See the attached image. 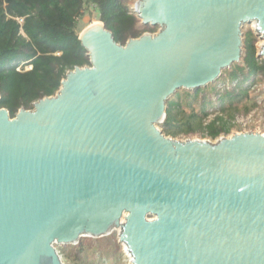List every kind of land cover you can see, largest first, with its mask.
Here are the masks:
<instances>
[{"label": "water", "instance_id": "obj_1", "mask_svg": "<svg viewBox=\"0 0 264 264\" xmlns=\"http://www.w3.org/2000/svg\"><path fill=\"white\" fill-rule=\"evenodd\" d=\"M124 44L78 33L89 65L10 116L0 107V264H64L56 245L116 232L130 264H264V133L166 135L167 101L263 39L264 0H136Z\"/></svg>", "mask_w": 264, "mask_h": 264}, {"label": "trees", "instance_id": "obj_2", "mask_svg": "<svg viewBox=\"0 0 264 264\" xmlns=\"http://www.w3.org/2000/svg\"><path fill=\"white\" fill-rule=\"evenodd\" d=\"M130 1L0 0V107H5L10 116L20 107L29 109L37 99L57 91L67 70L89 65L87 51L78 39L85 13L102 21L115 41L122 44L145 30L154 31L157 27L140 23ZM255 41L254 32L247 31L240 62L224 69L216 81L194 90L179 89L170 97L161 124L166 135L200 133L214 139L230 132L237 113L246 114L257 106L251 87L264 78V60L257 58ZM220 80L234 81L235 85L217 89ZM212 93L217 94V114L207 120L209 109L216 105ZM98 238L81 237L78 243L68 244L74 250L67 254L77 264H93L90 258L94 253L98 250L105 254L106 250L100 244L87 246L83 240ZM99 260L98 264H105ZM114 261L116 264V260L109 264Z\"/></svg>", "mask_w": 264, "mask_h": 264}, {"label": "rangeland", "instance_id": "obj_3", "mask_svg": "<svg viewBox=\"0 0 264 264\" xmlns=\"http://www.w3.org/2000/svg\"><path fill=\"white\" fill-rule=\"evenodd\" d=\"M136 0H131L130 1V7L132 8L134 2ZM92 20H97L94 17H91L88 15V13H85L81 20L80 23L84 24L86 26L88 23H90ZM82 27V28H83ZM252 25L251 24H245L242 28V31L246 33L247 31H252ZM157 28L154 31H144V32H156ZM263 39L256 37L255 41V47L256 50L258 47L261 45V41ZM25 68H29V66H25ZM260 77V76H259ZM235 85L234 81H227L223 82L220 80L217 83V89H221V87H232ZM251 88L254 89L253 94H256V103L257 106L253 108L250 112L244 114V113H237L234 116L233 119V125L231 127V130L227 134H221V135H229L234 132H241V131H259L264 133V78L260 80L256 85H253ZM211 98L215 100L217 98V94L212 93ZM215 107H211L212 109H209V117L207 120H210L215 117L217 114L215 112V109L218 107V102L215 100ZM220 136V135H219ZM218 136V137H219ZM177 138L185 139V138H199V139H208L214 141L216 138H211V137H202L200 133H194L190 135H178L176 136ZM108 236V235H106ZM85 245H95V244H100L101 247L106 250L105 254H103L101 251H96L94 256L90 258V261H92L93 264H98L100 261L99 259H102L105 264H109L110 261L116 260V264H130L129 262V257L127 253L125 252L123 245L118 243L117 240V234L116 232H112L108 237L105 238H98L96 240H89V241H84ZM116 245H119L118 248H116ZM57 250L59 251L62 261L64 264H77L76 261L73 259L72 255L70 256L67 253H70L74 250L73 247L68 246V244H59L56 245ZM86 253L90 256L92 251L88 247ZM112 264H115V261L112 262Z\"/></svg>", "mask_w": 264, "mask_h": 264}, {"label": "bare ground", "instance_id": "obj_4", "mask_svg": "<svg viewBox=\"0 0 264 264\" xmlns=\"http://www.w3.org/2000/svg\"><path fill=\"white\" fill-rule=\"evenodd\" d=\"M93 21V20H92ZM263 44V40L261 41V45ZM125 248V247H124ZM125 252H126V250H125Z\"/></svg>", "mask_w": 264, "mask_h": 264}, {"label": "built area", "instance_id": "obj_5", "mask_svg": "<svg viewBox=\"0 0 264 264\" xmlns=\"http://www.w3.org/2000/svg\"><path fill=\"white\" fill-rule=\"evenodd\" d=\"M29 68H30V66H29ZM17 69L20 70V67H17ZM26 69H28V68H26Z\"/></svg>", "mask_w": 264, "mask_h": 264}]
</instances>
